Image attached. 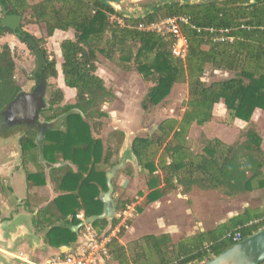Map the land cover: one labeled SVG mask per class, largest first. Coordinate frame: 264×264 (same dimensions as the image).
<instances>
[{"label":"trees","instance_id":"1","mask_svg":"<svg viewBox=\"0 0 264 264\" xmlns=\"http://www.w3.org/2000/svg\"><path fill=\"white\" fill-rule=\"evenodd\" d=\"M140 6L142 15L128 17L99 0H42L33 5L27 0H0V14L10 8L11 13L42 27L48 38L56 31L73 33L72 38L60 43L59 69L55 59L47 56L42 40L28 35L45 56L39 77L47 86L46 107L40 118L43 123L58 119L61 123L47 130L41 143L36 140V131L29 128L18 140L23 153L41 147L47 163L68 162L76 168L75 172L67 168L61 176L60 190L68 193L55 200L60 219L71 216L75 221L80 212L84 218L100 215L103 203L95 184L106 192V173L122 162L119 153L125 146V135L114 131L106 147L97 136L101 121L108 118L104 106L114 98L97 73L98 55L106 60L117 56L124 70L135 67L147 86L141 101L145 114L160 107L177 84H185L187 88L180 118H165L152 134L133 137L127 146L126 155L132 157L146 178L148 193L143 206L174 192L189 194L193 188L218 191L227 197L264 189L263 134L256 122L251 121L255 110L264 113V0H150ZM111 17L121 19L122 23L111 21ZM174 18L186 20L179 22L186 42L183 59L172 54L176 39L171 34L147 29ZM10 33L0 26V37ZM26 46L34 54L30 45ZM208 67L231 73L233 77L206 83L203 78ZM58 70L64 86L75 91L72 104L60 106L62 90L49 88L47 81L57 78ZM19 93L12 55L9 47L3 45L0 114ZM218 106L232 121L240 119L246 127L234 143L213 138L194 152L189 144L192 126L210 123ZM123 172L131 173L130 169ZM27 180L43 185L44 175L28 174ZM73 183L78 184L75 192L69 185ZM113 202L114 215L91 224L100 237L109 236L120 225L121 213L135 200L113 199ZM135 211L140 213L142 207L136 206ZM126 226L110 238L106 246L108 258L103 263L203 264L237 244L232 239L234 232L238 231L245 239L263 230L264 210L246 209L214 229L177 242L168 234L145 235L125 246L119 239ZM48 238L52 245L58 246V242L68 245L77 241V233L54 228ZM78 244L79 241L75 246Z\"/></svg>","mask_w":264,"mask_h":264},{"label":"rangeland","instance_id":"2","mask_svg":"<svg viewBox=\"0 0 264 264\" xmlns=\"http://www.w3.org/2000/svg\"><path fill=\"white\" fill-rule=\"evenodd\" d=\"M40 1L42 0H27L30 5ZM148 1L150 0H125L112 7L116 11L123 12L125 16L137 17L143 14V8H141L140 4ZM174 1L181 2L184 0ZM185 1L196 2L198 0ZM28 13L29 12H26V15H28ZM111 21L122 23L121 19L116 17H111ZM22 27L23 31L29 36L38 41L42 40L43 49L47 56L49 59H55L56 66L59 69L62 62L59 49L60 43L64 39L72 38L73 33L71 31H69L70 33L60 32L48 38L45 35L44 29L32 24L29 19H22ZM156 30L167 33V27L160 26ZM3 45L9 47L12 55L15 82L20 87L21 92H30L35 86V83L31 81V79H28L27 75L31 73L35 65L34 54L25 44L9 34L0 37V48ZM98 61L99 68L97 73L103 78L107 88L114 94V98L109 104L104 106L105 111L108 113V118L101 121L103 122L102 134L105 142H108L109 136L114 135L112 133L115 130H122L127 134L129 139L136 136H149L165 118H180L184 111V103L187 98V88L185 84H177L160 107L155 108L151 114H145L141 109V101L147 91V86L136 72L135 67L124 70L122 68L124 65L117 60V56L112 60H106L98 55ZM232 77L233 74L231 73L213 71L208 67L203 81L211 83L213 81L226 80ZM47 83L52 90L59 88L64 92L63 101L60 106L72 104L74 102L71 96V91L73 90L63 85L60 70H58L57 78L49 79ZM223 110L222 107L220 108L218 106L214 113L213 120L210 123L204 126H192L189 132V144L194 152L200 151L204 143L213 138H219L228 144L234 143L239 139L240 131L246 127V123L240 119H238V121H232ZM255 120L259 130L263 134L262 147L264 149V119L255 117ZM41 121L42 118H40V122ZM17 131V135H23V132L26 131V127L13 130V132ZM107 144H105V147ZM130 167L127 161L120 170L116 171L118 173L116 178L118 179L114 181V201L120 199L135 200L133 204L129 205L128 208L131 210L128 211L129 213L126 218H124L123 221L121 219L120 225L117 227L118 231L113 233V230L111 233V235H116L119 233L120 227H125L126 224L129 223V226H126L124 229L122 238L119 239L120 243L125 246H128L132 241L138 240L142 235H159L169 231L174 234L172 237L174 242H177L180 238L187 236L188 231H191L192 228L197 231L196 222L202 223L206 221L207 226H205V230H208L226 217V210L232 211V204L229 205L228 203L229 198L219 194L218 191H204L195 188L192 194L188 196L187 200H180L173 197L170 206H162L158 211L147 210L141 213L140 217L134 221L137 199L135 196H131V193L141 189V186L135 188L133 184H131L132 180L129 177L124 174L122 177L121 173L124 172L121 171L131 169ZM120 177H122L124 181L122 179L120 180ZM142 178L143 177H141V179ZM120 183H123L122 186ZM132 221H134L133 224Z\"/></svg>","mask_w":264,"mask_h":264},{"label":"crops","instance_id":"3","mask_svg":"<svg viewBox=\"0 0 264 264\" xmlns=\"http://www.w3.org/2000/svg\"><path fill=\"white\" fill-rule=\"evenodd\" d=\"M56 33H60V31H56L55 34ZM66 33L70 32L68 31ZM71 93L73 100L75 98V91L73 90ZM219 107L221 108V106ZM223 111L225 112V110ZM255 117L264 119V113L260 110H255L251 118L252 122H256ZM235 120L238 121V119ZM40 123L43 122L41 121ZM60 123L61 120L52 122L53 127L60 125ZM0 128L3 127L0 125ZM102 128L97 136L101 138L105 144L106 142L103 138ZM115 131L122 132L125 135V146L119 153V158L122 159V162L119 164L121 167L118 170H120L128 161L131 166L130 175L126 173L121 174L122 177L123 174L129 177L132 180L131 184H133L135 188L141 186V189L131 193V196H135L137 199V207L142 206L145 201L144 197L148 193L145 177L140 174L132 157L126 155L128 153L127 146L131 139H129L127 134L122 130ZM17 134L18 132H13L12 130L0 131V264H48L51 259L72 251L76 247V243L81 239L82 227H76L79 226L81 222L77 218L73 221L71 216H68L65 219H60V215L55 205L57 197L68 193L60 190V181L63 172L66 171L67 168H70L72 172H75L76 168L68 162L57 164L47 163L43 158L41 147L31 152L23 153L18 144V140L22 137V134ZM35 173H43V185H36L34 181L27 180L28 174ZM117 174L118 173L116 172L112 180L114 189V181L118 179L116 178ZM122 177H120V180H123ZM141 177H143V180ZM69 185L74 192L77 191L78 184L73 183ZM95 187L99 191L98 198H100L105 192L101 190L100 184H95ZM193 189L189 194L182 195L179 191L174 192L171 195L162 197L154 203L142 206V211L136 213L134 221L140 217L141 213H144L147 210L158 211L162 206H170L173 197L180 200H187L188 196L192 194ZM138 193H142L144 196L140 197L138 196ZM227 198H229V205L232 204V211L230 212L226 210V217L217 225L241 214L246 209L264 210V189L252 190L235 197ZM77 215H83V213L80 212ZM134 221H132V224ZM196 224L197 231L192 228L191 231H188L187 236H184L179 240L193 236L197 233L209 231L217 226L215 225L213 228L205 230V226H207L206 221L202 223L196 222ZM54 228L77 233V241L66 245L59 244L57 238H54L53 240L54 242H58V246L52 245L49 242L48 237L50 231ZM162 234H168L174 242L172 238L174 234L172 232L169 231ZM67 248L70 250L68 251Z\"/></svg>","mask_w":264,"mask_h":264},{"label":"water","instance_id":"4","mask_svg":"<svg viewBox=\"0 0 264 264\" xmlns=\"http://www.w3.org/2000/svg\"><path fill=\"white\" fill-rule=\"evenodd\" d=\"M125 0H99L102 5H118ZM20 16H6L0 20V26L10 30L16 37L24 40L32 48L35 55V67L28 79L35 80L36 75L45 64V56L32 38L22 34L20 30ZM46 82L41 77L38 84L31 92L19 93L15 99L1 112V126L13 127L14 125H25L37 133V141L42 142L47 130L53 128L52 123H40V112L45 109ZM121 167H112L106 173L107 191L101 195L103 210L100 215L86 218L77 228L83 225H91L98 220L110 219L114 215V187L112 180L116 171ZM69 251L70 249L67 248ZM264 263V229L243 239L230 249L212 258L203 264H263Z\"/></svg>","mask_w":264,"mask_h":264},{"label":"built area","instance_id":"5","mask_svg":"<svg viewBox=\"0 0 264 264\" xmlns=\"http://www.w3.org/2000/svg\"><path fill=\"white\" fill-rule=\"evenodd\" d=\"M179 22H186V20L182 18L168 19L159 24H153L147 29L156 30L160 26L167 27V33L171 34L176 39V43L172 47V54L176 58L183 59L186 54V42L181 35ZM140 29L145 28L140 26ZM230 40L231 39H229V41ZM130 210L131 209L128 208L121 213L122 221L126 218ZM76 218L80 222L85 220L83 215H77ZM115 231H118L117 227L114 229L113 233ZM112 236L114 235L110 234L109 236L100 237L91 225L85 224L82 226L79 244L69 253L51 259L48 264H102L103 261L108 258L106 246ZM232 239L235 243H239L243 240L238 231L233 233Z\"/></svg>","mask_w":264,"mask_h":264},{"label":"flooded vegetation","instance_id":"6","mask_svg":"<svg viewBox=\"0 0 264 264\" xmlns=\"http://www.w3.org/2000/svg\"><path fill=\"white\" fill-rule=\"evenodd\" d=\"M6 16H19V15H16V14H13V13H11V9L9 8V9H7V10H5L3 13H1V18H0V20L1 19H3L4 17H6ZM21 17V16H20ZM23 27H22V17H21V25H20V30H21V32H22V34H26V36L28 37V34L27 33H25L24 31H23V29H22ZM9 35H11V36H14L16 39H18L21 43H23V44H25L26 45V42H22V40L21 39H19L18 37H16L12 32L9 34ZM28 38H31V37H28ZM35 56V55H34ZM34 67H35V65H34ZM34 67H33V69H34ZM32 69V70H33ZM31 70V71H32ZM41 74V70L38 72V74L36 75V79L35 80H31V81H33L34 83H35V86L38 84V81H39V79L41 78V77H39V75ZM28 76H30V74L29 75H27V77ZM34 86V87H35ZM33 87V88H34ZM32 91V90H31ZM30 91V92H31ZM26 93H29V92H26ZM0 122H1V119H0ZM8 127V126H7ZM21 127H26V128H29V127H27V126H25V125H14L13 127H8V128H11V130L13 131V130H17V129H19V128H21ZM29 129H31V128H29ZM10 130V131H11ZM18 132V131H17Z\"/></svg>","mask_w":264,"mask_h":264}]
</instances>
